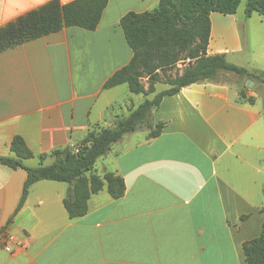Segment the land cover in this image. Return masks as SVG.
Listing matches in <instances>:
<instances>
[{"label": "crops", "instance_id": "0c3cea01", "mask_svg": "<svg viewBox=\"0 0 264 264\" xmlns=\"http://www.w3.org/2000/svg\"><path fill=\"white\" fill-rule=\"evenodd\" d=\"M49 1L0 0V27ZM157 5L108 0L94 31L62 28L0 52V158L13 157L19 136L33 155L25 166H48L53 151L79 146L137 108L116 103L122 85L103 87L132 58L120 19ZM253 15L263 24L244 11ZM209 21L207 55L239 56L236 13L212 12ZM252 63L234 65L264 74ZM250 83L205 81L163 97L151 117L163 124L160 134L148 139L142 127L125 135L93 168L120 176L124 195L114 200L104 187L74 220L63 206L69 186L48 180L34 183L14 214L26 172L0 162V264H246L242 245L264 222V81ZM157 87L155 94L169 88ZM5 233L22 246L6 252Z\"/></svg>", "mask_w": 264, "mask_h": 264}, {"label": "trees", "instance_id": "16d2710c", "mask_svg": "<svg viewBox=\"0 0 264 264\" xmlns=\"http://www.w3.org/2000/svg\"><path fill=\"white\" fill-rule=\"evenodd\" d=\"M245 2V15L258 13L264 18V0H158L151 11L127 13L119 22L125 40L132 51L129 63L116 71L104 84V89L126 85L133 95H143L144 101L130 114L116 121L113 128L91 131L87 134L79 153L69 148L55 150L49 156L52 164L36 168L25 166L24 161L33 157L24 140L16 136L10 143L13 157L0 158L11 169H23V185L16 214L27 198L29 188L38 181L48 180L69 186L63 206L71 220L84 216L91 195L104 187L116 200L125 193L120 176L93 172L96 161L125 135L145 127L148 139L157 137L162 123L152 124V113L165 96H172L182 88L205 81H219L223 73H232L248 82L264 81V74L256 75L229 63L225 55H207L210 36L209 15L217 12L233 15ZM108 0H74L65 5L51 0L16 20L0 27V52L58 32L62 28L77 27L94 31L106 8ZM188 60L181 73L166 80L168 89L155 94L154 85L179 61ZM146 79L145 87L141 80ZM154 95L151 99L147 97ZM45 155L39 157L43 161ZM264 211V207H263ZM245 218V217H242ZM246 264H264V222L260 235L242 245Z\"/></svg>", "mask_w": 264, "mask_h": 264}, {"label": "rangeland", "instance_id": "374dc122", "mask_svg": "<svg viewBox=\"0 0 264 264\" xmlns=\"http://www.w3.org/2000/svg\"><path fill=\"white\" fill-rule=\"evenodd\" d=\"M244 7H245V2L242 1L240 4L237 12H236V17L238 20V24L240 28L242 29L243 32V39H244V50L243 52L236 57L230 56L227 61L231 64H246L247 62H253L254 63V68L257 67H263L264 68V19L262 20V23H260V20L257 15H253L251 20L245 19L244 16ZM252 63V66H253ZM188 60L184 61L181 60L179 61L174 67H172L170 70H168L165 74H161V80L156 83L158 85L157 89L162 90L166 87V80L174 77L177 73H181L184 68L187 66ZM252 68V67H251ZM219 81H224L229 84H234V83H240L242 85V88H249L247 87L248 83L247 82L244 85V79L232 74V73H223L221 76H219ZM256 82V80H254ZM141 83L147 87V80L142 79ZM121 90H118V92H115L113 95V98H115V101L117 104H120L121 106L127 105L129 103H133L136 106L141 104L144 101V97L141 95H132L128 92L127 87L125 85H122L119 87ZM257 87L253 88V91L257 94L258 90H256ZM259 103L257 104V108L259 107L260 109L263 110L262 102H264V89L262 90L261 93H259ZM120 112V111H119ZM123 115H126L127 113H124ZM264 112V111H262ZM118 111H111V114H117ZM99 160L94 166V169H99L100 164Z\"/></svg>", "mask_w": 264, "mask_h": 264}, {"label": "built area", "instance_id": "2783aa9c", "mask_svg": "<svg viewBox=\"0 0 264 264\" xmlns=\"http://www.w3.org/2000/svg\"><path fill=\"white\" fill-rule=\"evenodd\" d=\"M82 145L79 146H71L70 150L72 151V153L77 154L79 153V150L81 149ZM4 250L6 252H12L13 250V245L15 244L16 247H21L22 244H20V242L16 241L14 236H12L10 233H5L4 235Z\"/></svg>", "mask_w": 264, "mask_h": 264}, {"label": "water", "instance_id": "95a60500", "mask_svg": "<svg viewBox=\"0 0 264 264\" xmlns=\"http://www.w3.org/2000/svg\"><path fill=\"white\" fill-rule=\"evenodd\" d=\"M248 84H251V83H248Z\"/></svg>", "mask_w": 264, "mask_h": 264}]
</instances>
